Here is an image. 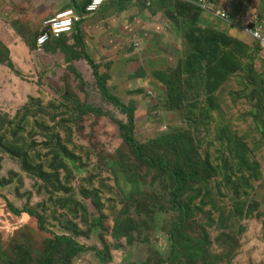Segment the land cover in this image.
Listing matches in <instances>:
<instances>
[{"label": "rangeland", "instance_id": "374dc122", "mask_svg": "<svg viewBox=\"0 0 264 264\" xmlns=\"http://www.w3.org/2000/svg\"><path fill=\"white\" fill-rule=\"evenodd\" d=\"M43 1L18 3L22 7L19 19L11 16L10 25L0 24V112L8 115L7 121L28 109L45 114L37 112L46 122L28 117L27 143L34 142L31 152H53L48 157L49 168L61 172L63 180L62 167L73 170L63 149L72 129L69 147L82 157L78 164L83 162L85 168L73 171L68 182L71 194L62 191L51 196L43 179L23 171L19 162L0 148V179H12L9 185L0 183V255L29 260L32 249L34 264L36 256L46 251L45 240L55 238L68 242H62L61 254L51 255L52 264H264L262 80L246 83L232 77L217 92L218 108L214 111L186 103L171 109L168 84L159 77L164 74L166 78L185 64L183 35H175L173 29L181 24L185 31L188 21L175 15L173 2L128 0L113 8L107 5L80 23L73 43L81 55L69 63L64 52L37 50L44 19L21 18L40 14L46 5L41 6ZM120 5L126 7L122 10ZM239 6L245 13L249 9L264 14V0H240ZM214 18L208 17V24L200 18L198 22L215 24L231 35L226 27L231 19L219 22ZM230 28L232 35L238 34ZM178 34L179 54L172 46ZM254 41L247 38L241 41L242 47L251 53L260 50ZM85 57L99 67L106 92L123 107L105 99ZM193 101L192 96L189 102ZM78 105L91 108L92 114L81 115ZM123 108L134 110L132 137L142 147L140 155L139 147L128 146L123 137L120 125L128 124ZM59 119L61 127L54 126ZM40 123L60 132V145L46 142V124L42 127ZM227 125L249 147L240 164L234 163L222 143ZM176 147H181V156ZM146 158H163L171 168H181L195 177L180 198L188 208L186 214L171 207L174 181L163 163L152 166ZM111 159L116 161L114 171L108 166ZM206 160L212 164L210 172L200 169V162ZM247 160L250 166L244 164ZM232 173L237 175L233 183H227L225 174ZM205 174H209L205 180L197 179ZM123 176L135 186L127 197L117 186L120 180L121 184L126 181ZM81 187L90 195L81 194ZM12 209L22 212L15 214ZM25 210L42 216L46 231L40 230L37 219ZM183 226L188 236L197 240L195 259L175 243L174 235ZM69 242L75 243V252L68 250Z\"/></svg>", "mask_w": 264, "mask_h": 264}, {"label": "trees", "instance_id": "16d2710c", "mask_svg": "<svg viewBox=\"0 0 264 264\" xmlns=\"http://www.w3.org/2000/svg\"><path fill=\"white\" fill-rule=\"evenodd\" d=\"M89 1L90 0H87L82 5H79V8L67 9H74L82 13L83 11H85V8ZM127 1L128 0H117L106 4L104 7L108 5L109 7L113 8V6L116 7L118 3ZM158 1H160L161 3L173 2L175 4L173 6V9L176 10L175 15L177 16L178 14L179 17L186 18L188 21H190L188 31L183 34V44L186 50V56L184 57L185 64L177 71L169 74L166 78L164 74L159 77L164 85L165 82L168 84V103L171 109H177L181 106L183 107L186 103L195 107L199 106L206 108L207 111L216 110L218 108L217 92L220 86H222L232 77H236L241 82L244 81L246 83H250V79L254 81L262 80L261 83L263 84L262 87L264 88V72L258 73L257 67L254 66V59L257 56L258 51H253V56H250L251 49L246 50L245 48H243L242 42L236 40L233 41V39L225 33L218 32L210 28L208 29L200 27L198 25V21L202 10L198 7L187 4L186 2H183L181 0ZM120 6L123 7V5ZM125 7L126 6H124L122 10ZM79 26L80 24L76 26L75 31L71 35H61L59 38L52 39L48 44L45 45L44 49L50 50L51 52H56L57 50L64 52L68 55L66 60L69 63L77 61L81 54L77 50V47L75 43H73V41L75 37L78 38ZM243 53L248 55H241ZM85 59H88L90 65L93 67V72L98 81V87L101 89L105 99L115 106L123 107L122 105H119L118 99L110 96L106 92L104 88V77L99 74V67L89 58L85 57ZM9 65L12 67L11 62H9ZM261 69L264 70V62L262 63ZM67 93H69V91H67ZM192 96L195 97V101L189 102ZM78 108L80 109L81 115H89L92 114L93 111L91 108L83 105H78ZM37 112L45 115L40 110L35 112L33 111V109H28L17 113L9 121L6 120L8 115L0 112V148H3L6 154L10 155L13 159L18 161L23 171L30 174L31 176L36 177L37 179H40L41 181L44 180L47 185V193L49 195L55 196L57 194H61L62 191L64 192V194H71L72 189L68 185V182L70 181V177L72 176L73 171L75 169L80 170L85 168V166H83V162L78 164V161H81L82 157L80 155H77L75 151L69 147V145L72 144V141L70 139L72 137L73 131L71 129L68 132L67 137L63 143V149L65 150L67 159L69 157L71 158V160L68 162V165H70L73 170L70 172V168L68 166H63L62 170L65 173V180H63L61 177V172L53 173L49 168L48 157L53 152L50 151V149L47 151V153H45V155H42L41 153L37 154L36 152H31L35 150L34 142L32 141L30 144L27 143V140L29 139L28 134L30 133L28 132L27 134L28 117H30V120H32L33 118V120L35 121L46 122V120L44 118H41V116L38 115ZM123 112L128 115V124L123 125L121 123L120 125V128L124 132L123 137L129 143L128 146L131 147L132 145L135 148H138L139 145L132 137L135 126L134 110L133 108H123ZM61 123L62 121L60 119L54 121V126L56 125L61 127ZM40 124L43 127L46 123ZM53 129V127L46 124V130L48 131V133L44 135V137L46 142L49 141L52 145L58 146L60 145L63 137L61 136L59 131H54ZM126 141L123 142L126 143ZM222 143L227 145L226 147L231 152L234 163L240 164L246 158V154H249V147L241 142L240 139L231 132L229 125L224 128V140ZM51 148L56 150L57 147ZM141 151L142 147H139L138 155L142 153ZM175 152L179 156H181V147H176ZM145 157L146 156H143V158ZM146 160L152 166H157L160 163H163L164 171L174 181L171 207L173 209L180 210L182 214H186L188 212V208L181 204L180 198L188 192L195 177L193 175L186 174V172L181 168H171L169 166V161H165L163 158H146ZM115 162L116 161L111 159L108 163L111 171H114L116 167ZM244 164H247L249 166L251 165L248 160ZM211 166L212 164L207 160L200 162V169L206 170L208 172H210ZM236 175L237 173L225 174V181L227 183H233V176ZM119 177V174L116 175V181H118ZM123 177L127 182L124 181V184H121L120 180L117 186L120 189L121 193L123 195H126L125 197H127L133 192L135 186L130 183L127 177ZM208 177L209 174H205L202 176H197V179L199 181H202ZM11 182V178L2 179L0 181V183L3 185H9L11 184ZM84 192L86 195H90L88 191H85V187H81V194L84 195ZM58 200H61L65 204L66 208L67 203L65 202L64 198L60 197L58 198ZM12 211L15 214H20L22 212V210L18 209H12ZM25 212L28 213L31 217L37 219L38 227L40 230L46 231L43 227L44 218L42 216L31 210H25ZM174 239L176 245L180 249L188 250L190 252L189 258H196L198 246L197 240L194 237L188 236L185 226L177 230L174 235ZM51 240L54 241V244ZM187 240L191 241V245H185V242ZM64 241L68 242L67 239L62 240L63 243ZM62 242L61 239H46L44 242V244H46V251L44 254L43 252L41 253L43 254L42 256H40L41 254L39 256H36L37 261L34 264H52V262H50L51 255H55L56 253L61 254V250L63 248ZM59 244H61V246H59ZM74 246L75 243L69 242L68 250L71 252H75ZM32 253L33 250L31 249L29 260L12 259L8 256L2 257L1 255L0 259L3 261V264H33L34 260H31V258H33L34 255H32Z\"/></svg>", "mask_w": 264, "mask_h": 264}, {"label": "crops", "instance_id": "0c3cea01", "mask_svg": "<svg viewBox=\"0 0 264 264\" xmlns=\"http://www.w3.org/2000/svg\"><path fill=\"white\" fill-rule=\"evenodd\" d=\"M29 1L30 0H0V24L10 25L9 23L11 22L10 20L12 19L11 16L12 17L14 16L15 19L18 20L19 19L18 13L20 12V10H22L21 9L22 7L20 5H18V3L26 4L25 2H29ZM212 2H213L214 7H217V8L218 7H224L225 9H227L229 11L230 16L228 18V21H226V22H229L231 19L230 25L233 26L234 29L238 30V34L236 33L235 35H232L231 32H234V30H232L230 28V25L226 24V27H228V30L231 31V32H229V34H231V35H228V36L230 38H232L233 41L236 40L239 42H241V41L243 42V41H246L247 38H249L251 41L252 40L254 41V39L252 37H250L249 35H247L243 32V26L246 24H249L252 21L253 16L254 17L258 16V15L264 16V14L263 15L259 14L257 12V10H251L249 12V9L245 13L243 8L241 6H239L240 0H212ZM231 2H234L236 5L231 4ZM80 3H81V0H44L43 3L41 4V6L46 4L44 6L45 9L40 10V14L30 13V14H27V15L21 17V18H22V20H32L33 19L34 21H36L37 19L38 20L44 19V21H45L46 19L54 16L55 14H57L58 12H60L64 9L79 8ZM201 13L202 14H201L200 19L203 21L204 24H208L207 18L210 16H215V18H214L215 20L222 22L219 20L221 18L216 17V15L214 13H210L208 11H201ZM261 13H264V12H261ZM7 16L10 17V19H7L8 18ZM184 24L186 26L185 31H184V27L181 24H177L176 27L173 29V33L175 35L177 34V32H179V33L181 32L182 35L185 34V32H187L189 29L190 21H187ZM204 24H201L198 22V25L200 27H204V28H208V29L210 28L212 30L224 33L223 31H221V28L215 24H210L208 26L204 25ZM181 26H182V29H181ZM175 37H176V39H174V44L172 46H174V48H175L174 50L179 54L180 53L179 50L181 49V41H180L181 40V34H178ZM254 42L257 45L258 42L256 40ZM258 46H259L260 50H258L257 56L254 59V66L257 67L258 73H262V72H264V70L261 69L262 63L264 62V48L259 43H258ZM250 54H252V56H253V52L252 53L250 52ZM222 86H220L218 92L220 91Z\"/></svg>", "mask_w": 264, "mask_h": 264}, {"label": "built area", "instance_id": "2783aa9c", "mask_svg": "<svg viewBox=\"0 0 264 264\" xmlns=\"http://www.w3.org/2000/svg\"><path fill=\"white\" fill-rule=\"evenodd\" d=\"M117 0H90L82 13L74 9H66L58 12L53 17L45 20L43 30L38 36L37 50L41 52L45 45L52 39L61 35H71L77 25L91 15L98 13L106 4ZM194 5L204 11L214 13L216 17L228 21L230 13L224 7H214L212 0H181ZM243 32L256 40L264 48V16H253L249 24L243 26Z\"/></svg>", "mask_w": 264, "mask_h": 264}, {"label": "clouds", "instance_id": "9594fccd", "mask_svg": "<svg viewBox=\"0 0 264 264\" xmlns=\"http://www.w3.org/2000/svg\"><path fill=\"white\" fill-rule=\"evenodd\" d=\"M202 10V9H201ZM202 11H204V10H202Z\"/></svg>", "mask_w": 264, "mask_h": 264}]
</instances>
